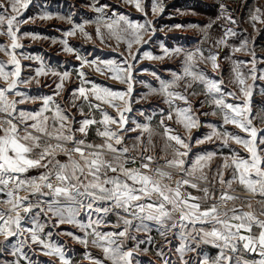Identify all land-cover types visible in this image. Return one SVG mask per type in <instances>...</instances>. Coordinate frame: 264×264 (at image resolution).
Masks as SVG:
<instances>
[{
    "label": "snow or ice",
    "instance_id": "obj_1",
    "mask_svg": "<svg viewBox=\"0 0 264 264\" xmlns=\"http://www.w3.org/2000/svg\"><path fill=\"white\" fill-rule=\"evenodd\" d=\"M124 2L143 14V23L131 19L129 14L118 10L109 12L110 8L115 9L116 6L110 5L107 0L102 4L97 0L99 6L93 5V8L100 15L95 21H90L96 23L95 36L101 43L111 47L112 45L108 42L115 38L118 42L116 47L121 42L126 45L127 55L121 53L119 62L115 59H88L70 46L67 39L61 41L64 51L68 53L76 51V59L80 61V67L76 70L80 84L70 93L73 100L72 106L78 107V110L83 113L84 106L87 105L89 109L99 110L102 115L100 121L90 118L76 121L79 127L75 132L72 130V119L74 118L70 119L71 113H66V110L56 102L54 96L42 97V105L32 111L17 110V104H24L26 100L34 102L36 99V97L27 96L17 90L18 83L28 84L36 77L47 76L50 73L58 78V83L55 84V95L58 96L64 90L65 82L69 80L71 72L68 70L59 72L52 69L46 71L41 63V66L36 69V77L21 79V62L17 59L14 50L23 47L18 42L17 33L20 31L19 24L27 23L28 20L18 21V16L22 9L29 7L31 0H9L7 5L0 4V35H7L11 40L10 46H0V51H4L11 57L7 62L0 61V77L4 81L0 83V191L6 193L7 200L3 202L10 206L7 210L0 209V236L4 237L0 241V250L14 249L11 255L16 257L11 261H5L4 264H21V259L26 261V264H32L23 251V248L27 246L30 251L34 252L35 249L31 245L40 246L43 255L58 257L62 264H72L71 260L65 258L61 247L50 243L48 239L41 238V234L47 238L52 236L51 231L45 233V227L48 225L40 222L41 214L47 220L52 221L51 228H57L63 224L77 225L83 232V236L72 232L63 234L72 237L85 248L91 243L92 246L102 249V257H94L91 252H85V258L89 259L91 264H108V262L133 264L134 253L140 249V246L145 243H154L150 235L147 240H137L135 233H149L152 225L156 226V231L165 239L168 235L175 234L182 242L177 249L182 255L186 251L196 252L201 244H210L218 248L219 254L212 258L211 264H225L230 261L231 256L227 255L225 250L235 252L237 243L240 241L244 242V249L251 251H256L254 245L258 244L260 254L264 256V230L256 238L240 234L241 229L251 232V221L254 217L250 213L237 215L235 209L232 210L233 215L231 216H228L226 211L221 212L216 203L208 204V201L215 197L207 187L201 188L198 183L200 180L207 181L204 169L209 167L216 153L199 154L192 151L194 144L212 141L214 137L221 139L224 147H228L230 140L242 145L250 153V157L248 159L238 158L236 150L231 149L233 155L222 157L224 162L217 169L216 175L221 184L227 183L231 187L232 181L238 179L239 183L245 185L249 191L258 192L264 196V155L258 152V130L252 126V120L247 118L251 114L252 87L240 88L243 97L247 98L242 104L226 103L225 95L235 97L237 94L232 91L225 93L220 86L223 80L208 78L204 70H199L197 63L198 60L210 61L213 70H216L219 68L218 53L209 52V55L205 57L200 49L184 51L180 48L172 50L164 48L163 55H153L147 50L142 51L144 45L151 42L146 40L145 36L149 32L152 34L156 32L153 22L148 18V12L150 10L153 15L162 13L163 5L157 0H152L147 6L144 0H124ZM220 7L224 9L225 6L221 4ZM40 18L49 19L51 17L45 15ZM253 19H258V17L254 16ZM5 27L6 31H4ZM101 27L107 32H102ZM207 27H211V24ZM77 31L86 39H93V35L85 31L83 24L75 25L65 33V36H74ZM24 35H29V33H24ZM225 35L236 34L228 29ZM216 43L225 44V41L220 39ZM248 43L245 39L239 47H234L232 51L248 50L246 47ZM134 45L137 46L135 51H133ZM9 47L13 51L9 52ZM250 51L253 64L251 79L255 81L257 79L255 50ZM181 54L185 57L182 62L184 65L182 73H173L171 81L160 80L159 89H152L153 92L158 91L162 94L165 97L164 102L169 105L166 116L164 113L161 114L159 125L168 141L174 142L171 144L172 158L166 161L167 169L172 171L162 170L159 167L152 169L150 155L141 156L139 167L128 166L136 164L137 158L126 156L129 148L123 146L124 137L118 133L136 131L139 128L141 132L136 139L139 141L144 133H148L149 144H151L152 134L150 124L137 125L136 128L125 127L128 121L124 112L132 110L129 98L133 92V75L139 71L136 65L142 59L163 60L166 56ZM225 59H230V57L226 55ZM7 63L14 65L13 71H5ZM233 64L236 81L240 85H245V79L240 70L244 61H233ZM86 67H92L102 75L110 74L109 78L126 83L127 89L113 90L110 86L87 79L89 73L85 71ZM186 78L190 79L186 80ZM157 79L160 78L157 77ZM260 79L264 80V75H261ZM181 81H184L185 92L193 88L196 82L205 86L206 93L210 96V103L224 111V124H233L241 131L249 133L250 139L227 131L220 132L213 128L203 138L193 141L191 130L199 127L200 122L198 117L194 118L188 96L175 90ZM36 83L39 84V80H36ZM9 94L21 98L10 100L8 99ZM190 94L195 95L196 93L193 91ZM80 97H83V104L77 106L74 101ZM177 100H183L188 106H176L175 101ZM116 101L124 102L123 111H121V106L115 103ZM104 105L115 108L118 116L110 115L103 107ZM200 106H204L203 101ZM50 112L54 114L46 115ZM174 113L176 123L183 126L186 134L176 132L166 123V120L174 119ZM96 124L104 126L103 131L96 129L97 135L105 138L103 143H86L84 138L76 137V132L86 137L89 126ZM111 125L117 126L115 131L109 127ZM259 143L264 144V135L261 136ZM69 144L71 147H68ZM60 154L66 158L63 162L57 158ZM190 154L191 159H189ZM228 168H232V179L225 182L224 170ZM32 169L43 171L37 176H27L26 174ZM176 175H180L181 179H175ZM188 188L202 191L204 196H195L187 190ZM20 191L29 192L35 196V200L18 195ZM233 199L236 197L227 193H222L220 196V201L223 203ZM101 203L107 206L94 208V205ZM33 209H39V211L34 212ZM81 211L88 214L87 223L77 219ZM92 212L103 213V216L92 220ZM109 213L117 217L113 228L118 230L101 232L98 229L105 224ZM246 220L248 223L245 222ZM232 221L239 222L233 223ZM257 224L264 229V221H257ZM173 230L177 231L173 233ZM13 237L16 238L15 244L12 243L11 238ZM128 241H136L134 247L126 248ZM147 250L144 249V251ZM200 252H203V249H200ZM157 255H164L163 246ZM164 264H170V261L165 259ZM185 264L188 262L185 261ZM197 264H209L207 255L205 254L202 260L198 259ZM260 264H264V260Z\"/></svg>",
    "mask_w": 264,
    "mask_h": 264
},
{
    "label": "rangeland",
    "instance_id": "obj_2",
    "mask_svg": "<svg viewBox=\"0 0 264 264\" xmlns=\"http://www.w3.org/2000/svg\"><path fill=\"white\" fill-rule=\"evenodd\" d=\"M107 2L116 6L115 9L110 8L108 11L118 10L124 14H129L130 18L140 23L144 22L143 14L125 3L124 0H107ZM145 6L151 4L152 0H144ZM158 3L163 5L164 11L153 15L151 11L148 12V18L153 22V27L156 28V32L152 34L149 32L145 36L146 40H150V44L144 45L143 50L151 52L153 55H163V49L169 50L180 48L184 51H195L200 49L204 52V56L207 57L209 52L214 54L218 53L217 63L219 68L213 70L210 61L203 62L197 61L199 70H204L205 75L208 78L215 79L217 81L223 80L220 85L221 89L226 93L228 91L235 92L237 95L227 96L225 95L226 103L242 104L247 98L243 97L240 92L241 87H252L253 96L251 103V114L248 115V119L252 120V126L258 130L257 146L258 152L264 155V144H260V138L264 135V80L260 79L261 75H264V0H157ZM9 0H0V4L7 5ZM99 3H105V0H99ZM225 7L221 9L220 5ZM93 5L97 7V0H31L27 9H22L21 14L18 16V21L28 20L27 23H20V31L17 33L18 42L23 45L22 48L15 49L17 59L21 62V79L36 77V69L43 63L45 70L52 69L55 71L63 72L68 70L71 72L69 80L65 82L64 90L60 95H55V84L58 83V78L53 77L50 73L47 76L36 77L28 84L17 85V90L25 93L27 96L36 97L35 101L26 100L24 104H19L20 107L17 110H26V107L32 103L33 108H37L40 105L35 102H42V97L54 96L56 102L61 108L70 112L71 115L78 117L82 120L87 118V113L94 117L97 121L102 120L101 112L97 109H89L87 105L84 106V111L81 113L78 107H73L72 97L70 95L71 90L76 88L80 84V80L77 78L76 70L80 67V61L76 59V51L81 56H85L88 59L100 58V59H115L118 62L121 60V53L127 55L125 52L126 45L119 43L116 47L117 41L112 38L108 43L112 46L109 47L105 43H101L99 38L95 36L96 23L95 21L100 15L97 13ZM260 11L257 12L256 10ZM48 15L51 18L41 19L40 17ZM258 19H253V17ZM230 17V19H229ZM32 18V19H29ZM235 21V23H232ZM77 24H83L85 31L93 35L92 40L86 39L81 33L77 31V34L71 37H66L65 33L72 29ZM211 24V27H207ZM180 25V27H176ZM231 29L236 35H225V32ZM6 31V27L4 28ZM101 31L106 33L107 30L101 27ZM29 33V35H24ZM36 37L35 39L33 37ZM67 39L69 45L76 51L68 53L64 51V46L61 43L62 40ZM220 39L225 41V44H217ZM247 40L248 50H241L239 52H233L234 47H239L243 40ZM55 41V42H54ZM8 44L10 46L11 40L7 35H0V45ZM137 46L134 45L133 51ZM251 49L255 50L256 57V77L253 81L251 79V69L253 64L251 63L252 54ZM9 52L13 51L9 47ZM229 56L230 59H225V56ZM37 57L39 59H37ZM10 55L4 51H0V61L7 62L10 60ZM184 55H172L166 56L163 60H149L142 59L137 65L139 71L133 75V92L130 96L131 111H125L124 115L128 121L126 128H136L137 125L150 124L151 127V144L148 143V133H144L141 140H137L136 137H132L129 144V153L127 157H136L137 161L141 156H151V168L157 167L162 170H169L166 167V161L172 158L173 149L167 137L163 133V129L159 125L161 114L166 116L169 105L165 103V97L159 92H153L152 89H159L160 80L171 81L173 79V73H182ZM233 61H244L240 70L243 73L245 79V85H240L235 79V73L233 71ZM10 68L5 71H13L14 65L7 63ZM6 64V65H7ZM197 70V69H194ZM85 71L89 73L87 79L93 80L96 83L104 84L113 88V90L124 91L128 85L121 83L119 80L109 78L110 74L102 75L94 70L92 67H86ZM155 73V75H153ZM157 77L160 79L158 80ZM15 79V78H13ZM190 79V78H186ZM39 80V84L36 83ZM0 83H4L3 78L0 77ZM88 87V85H86ZM176 91L181 92L188 96V102L191 104L194 118L199 119L200 126L191 130V137L193 141L197 138H203L209 134L213 128L220 132L227 131L232 134H239L242 138L250 139L249 133L241 131L233 124H224L223 116L224 111L218 108L216 105L210 103V96L206 93V88L196 82L193 88L188 89L185 92L184 81L180 82ZM195 92V95L190 93ZM10 99L19 100L21 97L9 94ZM92 99V97H89ZM204 102V106L201 107V102ZM77 106L83 104V97L75 99ZM115 103L121 106V111L124 110V102L116 101ZM42 105V104H41ZM175 105L179 107H187L183 100L175 101ZM110 115L118 116L116 109L109 105L103 106ZM34 110V109H33ZM204 113H208L205 115ZM214 113V114H213ZM54 114L53 112L48 113ZM174 119L167 121L166 123L174 129L176 132L179 129H184L179 123H176L175 113ZM79 127V124H75ZM113 131L117 126L111 125ZM91 132L95 134V144L103 143V137L97 135L96 129L104 130V126L101 124L91 125ZM138 130L141 129L137 128ZM82 134V133H80ZM91 134V133H90ZM122 135L121 132L118 133ZM123 146H125L123 142ZM231 149H235L238 153V158L248 159L250 153L240 144H236L235 141L230 140L228 147L222 145V140L213 138L212 141H206L203 144H194L192 151L199 154L206 152H214L216 156L210 162L209 167L204 171L207 174V181H198L201 188L207 187L209 192L215 197V199L209 200L208 204L216 203L219 208H224L227 203L217 201L222 193L232 195V191L243 188L245 185L239 183V180H234L231 183V187L227 183L221 184L219 177L216 175L217 169L223 164L224 156L231 157L233 155ZM111 158L110 156L108 157ZM191 154L189 159H191ZM199 175V173L197 174ZM224 181L227 182L232 179V168L224 170ZM175 179H181L180 175H176ZM187 187V186H186ZM191 191L193 195L200 197L204 196L202 191L194 189H187ZM218 197V199H217ZM221 204L224 206L222 207ZM229 213L228 215H232ZM87 213L81 212L79 221L87 223ZM209 227V226H206ZM66 233V232H65ZM75 235L83 236V232L76 225V229L72 232ZM68 238V240H66ZM3 240V239H0ZM64 241V253L65 258L72 261V264H91L89 259L85 258V252H91L94 257H102V249L94 247L89 244L87 248L84 245L78 243L72 237L65 235ZM73 243V245L71 244ZM70 245V246H69ZM69 246V248H68ZM208 246V258L212 259L219 254V249L212 246ZM197 249V255L198 256ZM141 251L137 250L133 256V264H164L158 263L155 257H148L144 261L141 258ZM180 253V252H179ZM151 255H156L151 254ZM198 258V257H197ZM16 259V258H15ZM163 260V258H159ZM175 263L170 264H185L183 255L177 254ZM21 264H25L21 259ZM108 264H111L109 262ZM194 264V261H192ZM197 264V263H196ZM210 264V263H209ZM226 264V263H225ZM239 264H253L242 259Z\"/></svg>",
    "mask_w": 264,
    "mask_h": 264
},
{
    "label": "crops",
    "instance_id": "obj_3",
    "mask_svg": "<svg viewBox=\"0 0 264 264\" xmlns=\"http://www.w3.org/2000/svg\"><path fill=\"white\" fill-rule=\"evenodd\" d=\"M6 44H1L0 46H4ZM8 45V44H7ZM10 68L9 65H6V70ZM8 99H10V97L8 96ZM10 100H15V99H10ZM35 104H39L41 106L42 102H35ZM20 107L19 104H17V108ZM38 108V107H37ZM36 108V109H37ZM33 108L32 107V103L29 104V106L26 107L25 111H32ZM46 115H48V113H46ZM53 114H49V116H51ZM79 117V116H78ZM78 117L71 115L72 119V130L75 132L76 128H78L76 121H79V119H77ZM87 118L90 119H94V117L92 115H90V112L87 113ZM132 128V127H130ZM113 130V128H111ZM91 128L89 126L88 129V133L87 136L84 137L83 134H80L79 132H76V137L77 138H84L86 143H94L95 140V134L93 133V131H90ZM91 133V134H90ZM178 133L184 135L186 134V130L185 129H179ZM122 136L124 137L123 142L125 144V146H128L130 139L132 137H136L140 134V130H136V131H122L121 132ZM122 142V144H123ZM95 144V143H94ZM68 147H71V144L68 145ZM120 147V146H117ZM58 159H60L62 162L66 159L65 156L63 154H60L58 157ZM128 166L131 167H139L140 166V160L136 162V164L132 165L129 164ZM43 171L42 169H32L29 170V172L26 174L27 176H37L40 174V172ZM23 178V177H22ZM21 196H27L29 199L31 200H35V196H32L29 192H25L23 195ZM197 196V195H195ZM221 195H218V197ZM233 197H236V199L233 200H228L226 203L227 205H225L224 208H219L221 212H227L228 214L231 212L233 213V209H235V214L237 215H242L243 213H250L254 219L251 221V232H247L244 229H241L240 234L241 235H251L253 238L258 237L259 233L264 230L261 229L258 224L257 221H264V196H261L258 192L253 193L251 191H249L247 189V187H243V188H238L234 191H232V195ZM217 197V199H218ZM7 200V195L5 192L0 191V209H5L7 210L10 206L7 205L6 203H4L3 201ZM220 201V198L217 200ZM218 205V204H217ZM97 206H107V204L101 203L98 205H94V208ZM204 206V205H202ZM33 211H39V209H33ZM115 211V210H114ZM84 212V211H81ZM86 213V212H84ZM81 214V213H80ZM80 214L78 215L77 219L79 220L80 218ZM123 214V213H121ZM23 215V213H22ZM51 215V214H49ZM88 215V214H87ZM233 215V214H232ZM101 216H103V213H95L92 212L91 213V219L92 220H96L98 218H100ZM229 216V215H228ZM231 216V215H230ZM40 222L42 223H46L45 227V233H47L48 231L52 232V236L50 238H47L44 234H41V238H45L48 239V241L58 247H61L64 251V247L65 245L63 244L65 240V232H74V230L76 229V225L73 224H63L60 225L57 228H51L50 225L52 223V221L47 220V218L41 214V216L39 217ZM88 222V219L86 220ZM117 221V217L113 214V213H109L105 224L101 225L100 228L98 229L101 232H107V231H112V230H118V229H114L113 225L116 224ZM233 223H238L239 221H232ZM246 223L247 220L245 221ZM135 223V221H134ZM27 226H31V225H27ZM122 227V225H121ZM177 230H173V233H175ZM30 235V234H29ZM137 240L140 239H145L147 240V237L150 235L153 240L154 243L152 244H142L140 246L139 251H141L139 254H141V258L146 261L148 257H155L158 258L157 262L158 263H164L165 259H167L168 261H170V263H175L176 262V258H177V254H180L179 251H177V249L180 247L181 245V241L180 239L175 235V234H171L168 235L167 238H163L159 235V233L156 231V226L152 225V230L149 233L146 232H139V233H135ZM0 239H4L3 236H0ZM12 239V243L15 244L16 243V238L13 237ZM68 240V238L66 239ZM2 241V240H0ZM168 241H171V243H168ZM29 243H30V238H29ZM136 241H128L126 243V248H132L134 247ZM243 241H240L237 243V250L235 252H232L230 250H225L226 254L231 256V260L225 262L226 264H238L240 262H242L243 260H246L250 263L253 264H260V262L262 260H264V256H262L260 254V247L258 244H255L254 247L256 248V251H251L248 249H244L243 248ZM71 244L73 245V243L71 242ZM70 246V245H69ZM68 246V248H69ZM161 246H163V253L164 255H157L158 252L161 251ZM31 247L33 249H35V251H30V249L25 246L23 248L24 253L27 254L28 259L32 262V264H49V262H51V264H62V262L59 260L58 257L55 256H46L43 255L42 251H41V247L38 245H31ZM144 249H148L147 251H144ZM198 256L197 255V251L196 252H192V251H186L183 254V258H184V263L185 261L188 262V264H192V261H194V264L197 263V260H202L204 258V255L206 254L208 257V246L201 244L200 248H198ZM200 249H203V252H200ZM14 249H8V250H0V264H4L5 261H11L13 259H15L16 257H13L11 255V251H13ZM156 255H151V254H155ZM198 257V258H197ZM159 258H163V260L159 259ZM212 259H209V263L211 264ZM24 263L26 264V261H24ZM109 263V262H108Z\"/></svg>",
    "mask_w": 264,
    "mask_h": 264
},
{
    "label": "built area",
    "instance_id": "obj_4",
    "mask_svg": "<svg viewBox=\"0 0 264 264\" xmlns=\"http://www.w3.org/2000/svg\"><path fill=\"white\" fill-rule=\"evenodd\" d=\"M25 192L24 191H20L19 193H18V195H23ZM221 206L223 207L224 205L223 204H221Z\"/></svg>",
    "mask_w": 264,
    "mask_h": 264
}]
</instances>
